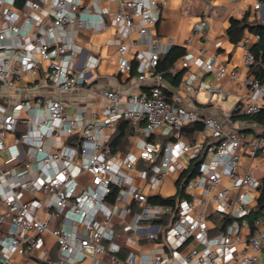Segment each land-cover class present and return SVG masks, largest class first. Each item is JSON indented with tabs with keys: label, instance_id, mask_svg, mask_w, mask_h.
Segmentation results:
<instances>
[{
	"label": "built area",
	"instance_id": "2783aa9c",
	"mask_svg": "<svg viewBox=\"0 0 264 264\" xmlns=\"http://www.w3.org/2000/svg\"><path fill=\"white\" fill-rule=\"evenodd\" d=\"M16 1L0 0V153L9 162H0V200L4 204L3 208L0 201V224H9L0 235V264H11L13 255L43 247V235L48 231L61 253L58 264H81L87 256L93 258V264H102L100 256L108 257L103 264H264V216L252 222L247 218L258 205L264 179L254 172L257 164L239 173L242 155L251 159L264 156V135L247 140L239 133L226 132L218 118L201 117L196 110L184 107L180 95L167 97L166 80L155 72L161 55L156 42H150L148 53L137 51L134 56L139 79L150 74L155 78L148 91L123 96L116 90H104L101 107L92 111L89 121L82 112L68 115L62 99L40 95L38 91L52 86L66 93L83 82L84 74L76 71V54L66 33L71 25H86L76 12L81 0H50L48 10L41 4L44 0H34L30 12L18 9ZM112 1L119 6L111 22L123 36L137 30L143 38L160 18L155 0ZM254 8L264 11V0H257ZM36 12H42L50 21L46 23L45 17ZM204 25L200 22L195 26L193 37L202 34ZM199 52L200 56L186 53L183 68L196 64L205 72H214L217 80L227 74L225 66L217 65L213 58H203L204 48ZM118 53L121 71L131 72L128 46L121 43ZM39 58L48 60L47 78L27 86L35 94L32 98L13 103L10 92L22 90L17 82L25 72L39 68ZM95 61L91 64L95 65ZM243 62L248 70L255 64L256 56L250 49ZM230 76L244 81L250 89L238 107L241 114L254 115L264 109V81L249 73L241 78L234 70ZM200 86L219 100L226 96V90L211 83L201 82ZM191 89L188 81L186 90ZM34 109L46 116L36 121L35 129L10 143L9 136L21 121L32 125L30 117L23 113ZM121 120L129 122L135 133L146 136L138 154L117 156L112 152L108 144L111 137L106 133L109 128L115 131ZM198 121L218 144L212 158L204 159L198 175L187 183L190 198L179 201L176 216L165 225L161 220L172 206L151 203L150 195L143 192L137 180L148 184L152 191L158 190L175 158L183 154L190 160L197 158L205 149L204 143L185 140L182 130ZM158 132L160 139L167 136L165 144L157 138ZM57 133L67 135L69 144L44 150L43 140ZM23 155H36L35 175H28L29 164ZM84 174L91 180L85 186L78 180ZM224 178L229 179L231 187L222 186ZM112 186L118 187L113 202L107 199ZM198 188H203V194L212 201V211H195L198 203L193 195ZM23 191L29 192L31 198L23 199ZM38 192L46 197L38 198ZM252 192L258 194V200L250 195ZM40 210H45L44 214L39 215ZM219 215L232 220L224 230L213 233L216 224L212 217ZM54 220L59 224L52 227ZM119 225L135 235V244L144 240L158 243L160 248L152 253L125 252L115 241Z\"/></svg>",
	"mask_w": 264,
	"mask_h": 264
},
{
	"label": "crops",
	"instance_id": "0c3cea01",
	"mask_svg": "<svg viewBox=\"0 0 264 264\" xmlns=\"http://www.w3.org/2000/svg\"><path fill=\"white\" fill-rule=\"evenodd\" d=\"M33 1L18 0L16 7L23 12H30L33 10L31 7ZM155 2L160 7V18L150 28L149 34L141 38L137 30L123 36L118 32L117 27L112 24V17L118 10V2L112 0H81V6L76 12L79 16H83L86 25L83 27L71 25L67 28L66 33L76 54V71L84 74L83 82L66 93H61L54 87L47 86L38 91V94H48L62 99L66 105L68 115H76L82 112L85 121H89L92 111L101 107L102 91L116 90L123 96H129L130 94L148 91L155 84V78L151 74L140 80L138 71H121L119 66L120 55L118 53V46L121 43L128 46L129 62L134 61L137 51L148 53L151 48L150 42H156L159 45L161 55L167 53L173 46H182L186 48L187 53L192 52L196 56H200L199 51L204 48L206 54L203 58H213L217 65H223L227 68V74L217 80L214 72H205L196 64H192L190 68H183V57H181L175 62L174 69H172L173 72L182 73L180 84L173 86L166 81L165 87L171 92L167 95L169 97L173 94L180 95L182 105L188 109L196 110L201 117L213 116L218 118L226 132L239 133L246 136L247 140L260 138L264 133L263 125L246 117H232V112L242 104L250 89L244 81L232 80L230 76V72L233 70L238 72L241 78L249 73L248 68L244 66L243 57L247 49H250L258 38L248 27L244 29L238 42H234L228 33L233 19L245 20L246 23H264V11H258L254 8L257 0H155ZM49 3L50 0L41 2L45 10L49 9ZM36 14L45 17L42 12H36ZM44 19L46 23L50 21L48 17ZM200 22L205 24L202 34L193 37L195 26ZM39 59V68L25 72L17 82V86L22 90L10 92L13 103L32 98L34 93L27 90V86L34 80L47 78L49 72L48 60ZM93 61L96 62L95 65L91 64ZM188 81L192 83L191 90H186ZM201 82L211 83L220 89L223 88L226 90L225 98L219 100L215 94L202 88L200 86ZM11 111L12 105L8 108V112L11 113ZM45 114L36 109L29 111L28 114L23 113L24 117H30L32 125L29 127L21 121L16 132L9 136L8 141L14 143L29 129H35L36 125L34 124L45 117ZM200 126L203 129H200ZM114 132L113 129L109 128L106 134L111 137ZM160 134L158 132L156 135ZM182 134L185 140L203 142L206 153L205 159L212 158V150L218 144V140L211 137L204 130L201 122L187 124L183 128ZM145 139L146 136L143 133L134 132L121 144L115 154L122 156L128 152L135 153L139 151V145ZM161 139L164 141L168 138L165 136ZM65 144H69V137L64 133H57L45 138L42 147L44 150L50 151ZM23 146L27 147L25 144ZM23 156L24 162L29 164L28 175H35L38 171L36 155ZM7 159L5 154L0 153V162L3 165H9ZM190 161L186 154L175 158L171 163V169L167 177L160 183L158 190L152 191L148 184L139 183L138 180L137 183L141 186L143 192H147L150 196L155 194H161L164 197L172 196L177 191V181L185 169L189 167ZM255 164L258 165V168L254 171L256 176L264 179V156L251 159L246 154L242 155L239 173L242 174L247 169H253ZM20 167L24 168L26 166L20 164ZM223 185L226 187L232 186L228 178H224ZM202 191L203 188L194 191V200L198 203L199 209L210 212L214 209L213 203ZM250 195L255 197L256 200L259 198L255 192L250 193ZM36 196L42 199L46 197L41 192H38ZM22 198L29 199L31 196L29 192L23 191ZM0 201L4 208L2 200ZM44 212L45 210H40L38 214L41 215ZM58 224L59 222L54 220L52 227ZM8 228V222L0 224V235L5 233ZM116 229L115 241L124 248L125 252L128 250H146L152 253L160 248L158 243H149L144 240L135 244L134 234L126 233L120 225ZM43 239V247L36 248L30 253L13 255L11 264H58L61 253L54 235L48 231L44 233ZM121 255L124 256V253L122 252ZM107 258V256L99 257L102 264L107 261ZM93 263L94 260L90 256H87L81 262V264Z\"/></svg>",
	"mask_w": 264,
	"mask_h": 264
},
{
	"label": "trees",
	"instance_id": "16d2710c",
	"mask_svg": "<svg viewBox=\"0 0 264 264\" xmlns=\"http://www.w3.org/2000/svg\"><path fill=\"white\" fill-rule=\"evenodd\" d=\"M18 0L16 1V4ZM249 28L251 32L258 35L257 42L251 46L250 50L256 56L255 64L250 68L249 74L254 75L256 78L264 81V23H246L245 20H236L233 19L231 21V26L228 29L229 36L234 42H238L243 34L245 28ZM187 53L186 48L182 46H173L167 53L162 54L158 60V64L156 66L155 72L160 73L162 77L168 81L173 86H178L180 84L182 73L180 72H173L175 62L184 57ZM132 70L131 72L137 71V61L134 60L132 63ZM164 93L167 97L171 93L166 87H164ZM168 94V95H167ZM232 117L234 118H241L246 117L252 121H255L264 126V109H262L259 113L254 115H245L239 112L238 107L234 109L232 112ZM203 129V127H199ZM134 134V129L130 125L129 122L121 120L115 132L111 136L108 144L112 149V152L115 153L120 147L121 144L128 139L130 135ZM264 135V133L262 134ZM73 141V140H70ZM166 140H164L165 144ZM206 157L205 149L204 151L197 157L190 161L189 167L185 169V171L180 176L179 180L176 183L177 191L174 195L164 197L160 194L150 196V202L153 204L158 205H170L172 206V210L170 213L164 215L161 222L163 224H168L170 220H172L177 213L179 201L183 198H190L189 194L187 193L186 186L189 180L199 173L200 164L204 161ZM118 193V187L112 186L110 194L107 196L109 201H114L116 195ZM136 208L138 205L135 203ZM264 216V190L262 195L259 199L258 205L254 208L247 218L252 222L255 218ZM215 224L216 229L213 233L224 230L226 226L231 222L232 218L219 215L212 217ZM117 230V229H116ZM125 256V255H124ZM123 256V257H124Z\"/></svg>",
	"mask_w": 264,
	"mask_h": 264
},
{
	"label": "rangeland",
	"instance_id": "374dc122",
	"mask_svg": "<svg viewBox=\"0 0 264 264\" xmlns=\"http://www.w3.org/2000/svg\"><path fill=\"white\" fill-rule=\"evenodd\" d=\"M100 118H102V116L100 117ZM109 131V129L107 130V132ZM136 154H138V151L137 152H135ZM78 180H79V182L83 185V186H85V185H87L89 182H91V180H90V175H88V174H85V175H83V176H80L79 178H78ZM149 187V186H148ZM146 194H147V192H145ZM161 195V194H160ZM195 211H199V207L198 206H196L195 207ZM263 227V226H262Z\"/></svg>",
	"mask_w": 264,
	"mask_h": 264
}]
</instances>
